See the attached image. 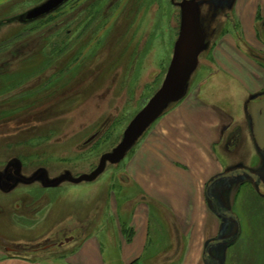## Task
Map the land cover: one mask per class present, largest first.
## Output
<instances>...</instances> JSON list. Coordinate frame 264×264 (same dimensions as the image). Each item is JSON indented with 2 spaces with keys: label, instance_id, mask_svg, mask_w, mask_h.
<instances>
[{
  "label": "rangeland",
  "instance_id": "1",
  "mask_svg": "<svg viewBox=\"0 0 264 264\" xmlns=\"http://www.w3.org/2000/svg\"><path fill=\"white\" fill-rule=\"evenodd\" d=\"M43 1L0 4V172L12 167L16 176L30 179L43 167L52 181L63 174L90 173L158 89L176 40L181 0H66L44 16L25 20L24 14ZM199 1L206 42L187 91L197 84L205 89L211 41L233 20L232 5L221 9L216 0ZM262 93L247 95L238 106L245 122L233 127L242 132L227 152L217 148L223 172L232 165L259 170L263 164L246 109ZM163 112L119 162H107L93 180L63 179L46 188L37 179L10 183L0 178V253L61 264L83 236L100 227L101 235L114 231L113 208L136 196L128 157ZM5 177L13 178L10 173ZM238 183L222 199L239 230L215 258L220 264H264V190L249 180L241 187ZM119 212L120 225L126 227L127 210Z\"/></svg>",
  "mask_w": 264,
  "mask_h": 264
},
{
  "label": "crops",
  "instance_id": "2",
  "mask_svg": "<svg viewBox=\"0 0 264 264\" xmlns=\"http://www.w3.org/2000/svg\"><path fill=\"white\" fill-rule=\"evenodd\" d=\"M232 13L229 27L211 41L205 89L190 87L128 157L136 196L113 208L114 231L101 235L100 227L83 236L61 264H207L217 255L221 248L209 245L232 226L207 194L224 171L217 148L227 152L232 133L242 132L233 127L245 122L238 106L264 90V0H232ZM119 210H127L126 227ZM0 264L48 263L4 251Z\"/></svg>",
  "mask_w": 264,
  "mask_h": 264
},
{
  "label": "water",
  "instance_id": "3",
  "mask_svg": "<svg viewBox=\"0 0 264 264\" xmlns=\"http://www.w3.org/2000/svg\"><path fill=\"white\" fill-rule=\"evenodd\" d=\"M65 1L66 0H45L28 10L24 14V19L31 21L44 16L57 9ZM199 4V0L180 1V25L178 34L173 44L172 55L160 86L126 125L119 142L111 151L106 152L99 157L97 165L90 173L81 174L76 177H73L70 174H63L52 181L46 182V175L43 171V183L45 186L56 185L63 179L72 182L93 180L104 170L107 162L111 164L119 162L129 148L134 145L139 136L162 114L166 107L169 104L180 100L185 95L187 84L198 65L199 55L206 42ZM246 109L250 118L251 132L255 146L264 154V98L249 101ZM239 172H241V170L222 172L214 177L211 182L220 177H229ZM7 173H10L13 177L10 179V183H16L21 180L32 182L37 176L36 174L30 179L21 178L12 175L11 169H8L5 175H7ZM246 173L253 179H257V176L254 173L250 171H246ZM2 176L3 174L0 173V178H3ZM224 213L235 220L237 219L229 209ZM65 241H67V239H65Z\"/></svg>",
  "mask_w": 264,
  "mask_h": 264
},
{
  "label": "flooded vegetation",
  "instance_id": "4",
  "mask_svg": "<svg viewBox=\"0 0 264 264\" xmlns=\"http://www.w3.org/2000/svg\"><path fill=\"white\" fill-rule=\"evenodd\" d=\"M261 98H264V94L261 95ZM238 133H239V131H234L232 133V135H231V139L230 140L232 141V139L235 136H237ZM96 135H97V133H94L91 136H89L85 140V144L89 143L92 139H94ZM261 154L263 155V159H262L263 160V164H262V166L259 167V170L257 168H254V167L244 166L243 164H241L242 167L241 166L232 165V167L229 170H236V171L241 170V172H239V173H237L235 175H231L229 177H220L219 179L214 180L213 183H211L209 185L208 190H207L209 203L211 205H213L214 207H216L217 211L221 214V216L223 218H225L226 220L231 221V224H232V226L230 227L231 231L230 232H226L224 234H221L217 239H215V241L213 242L214 244L212 243V244L209 245L210 248H215V249L221 248L222 249L224 246L227 245L226 240H228L229 238H232L233 235H235V234L237 235L238 230H239L238 226H237L238 225L237 220L233 219L232 217H229L228 215H226L224 213L226 210H228V208L225 205V201L222 199L223 195H224V191L232 188L237 183L239 178L240 179H244L246 181L249 180V181H251V184L253 186H255L257 189L264 190V154L263 153H261ZM8 168L11 169L12 175H14V176L17 175L16 172L13 171L12 167H8ZM40 171H42V172H40ZM43 171L45 172V175H46L45 176L46 182L49 181L48 180V176H47V169L43 168V167L37 168V170L35 171V173L37 174L35 179L39 180L44 185V183H43L44 172ZM246 171H250V172L254 173L257 176V179L255 180L252 177H250L249 175H247ZM18 176L21 177V178H26L23 175H18ZM2 177H3L2 179H4V181H6V182L10 181V179L8 180V178L5 177V174H3ZM45 187L48 188L49 186H45ZM18 197H20V196H18ZM17 206L18 205H16V207ZM23 222L24 221H22V223ZM23 224H25V223H23ZM234 226H236V231H234V229H235ZM26 228H28V227H26ZM213 263L220 264V260L218 258L216 259L215 256H213V255L211 256L210 255L209 258L207 259V264H213Z\"/></svg>",
  "mask_w": 264,
  "mask_h": 264
},
{
  "label": "trees",
  "instance_id": "5",
  "mask_svg": "<svg viewBox=\"0 0 264 264\" xmlns=\"http://www.w3.org/2000/svg\"><path fill=\"white\" fill-rule=\"evenodd\" d=\"M216 1H218V2H216L217 3V5L219 4L220 5V8L222 9H229L230 7H231V5H232V0H230V1H228V0H216ZM224 30L225 29H223V31H221V33L222 32H224ZM165 72V71H164ZM239 180V183L237 184L239 187H241L242 186V183H245V182H248V181H246V180H244V179H238ZM239 218V217H238ZM238 226V225H237ZM235 227V229H234V231H236V226H234Z\"/></svg>",
  "mask_w": 264,
  "mask_h": 264
},
{
  "label": "bare ground",
  "instance_id": "6",
  "mask_svg": "<svg viewBox=\"0 0 264 264\" xmlns=\"http://www.w3.org/2000/svg\"><path fill=\"white\" fill-rule=\"evenodd\" d=\"M179 25H180V6H179ZM179 25H178V29H179ZM177 34H178V31H177V33H176V37H177ZM173 49V48H172ZM172 55V54H171ZM171 58V57H170ZM170 61V60H169ZM169 64V63H168ZM167 67H168V65H167ZM167 67H166V69H167ZM166 69H165V71H166ZM123 131H124V129H123ZM123 131H122V133H123ZM121 136H122V134H121ZM121 136H120V139H121ZM106 165V164H105ZM74 177V176H73Z\"/></svg>",
  "mask_w": 264,
  "mask_h": 264
}]
</instances>
